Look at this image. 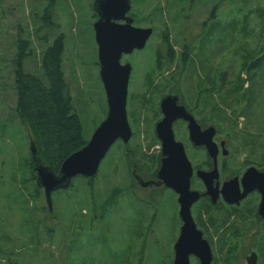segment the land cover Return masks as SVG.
<instances>
[{
	"label": "rangeland",
	"instance_id": "rangeland-1",
	"mask_svg": "<svg viewBox=\"0 0 264 264\" xmlns=\"http://www.w3.org/2000/svg\"><path fill=\"white\" fill-rule=\"evenodd\" d=\"M94 1L0 0V56L6 60L0 59V226H7L13 240L0 255V264L173 262L180 227L177 197L163 187H142L133 178L131 155L125 154L122 140L113 144L90 184L88 178L78 176L72 186L54 191L52 210L47 205L43 188L32 200V207L31 204L22 206L28 192L20 190L21 180L31 174L32 156L29 131L17 114L14 66L10 61L18 51L17 40L27 39L32 30L40 36L38 39L34 34L31 36L32 53L25 58L24 65L27 72L45 78L41 67L43 54L58 36L63 35L64 77L82 121L83 136L90 139L105 118L107 106L95 40ZM214 7L218 14L212 17ZM133 12L141 26L154 28L147 47L127 58L134 66L127 102L133 130L127 145L139 149L134 160L145 167V172L159 168L156 158L161 149L155 134V124L160 118L158 98L173 85L170 81H158L154 75L156 49L163 54L166 52L165 32L168 30L180 55L183 44L198 42L199 36L217 18L228 22L232 17L241 24V30L228 47L205 50L202 65L200 60L192 65L178 59L172 68L175 66L173 71L182 72L185 84L180 90L191 104L196 103L197 94L192 84L198 72H210L211 77L227 72L228 80L222 90L220 84L212 89L208 78L204 79L209 87L204 94L213 96L209 99L212 106L209 115L218 124L220 136H229L234 142L236 136L241 135L259 150V157L264 158V59L258 69L253 65L264 56V0H137ZM250 75L254 80L253 89L250 93H242L241 82L248 80ZM248 95L255 98V102L246 112ZM242 111H245L243 116ZM178 130L180 138L184 139L183 125ZM195 156L199 160L204 158L201 151H195ZM13 186L12 194H8L7 190L11 191ZM115 189L122 190V194L104 207L102 200ZM217 191L216 188L214 194ZM95 198L100 200L96 204L92 203ZM150 204L156 209L152 210ZM143 209L147 211L144 214ZM226 242L228 250L222 253L216 242V264H244V254L251 249L258 250L259 264H264V246L253 247L256 239H227ZM231 258H235V263H230ZM191 264H197L196 259L191 258Z\"/></svg>",
	"mask_w": 264,
	"mask_h": 264
},
{
	"label": "water",
	"instance_id": "water-1",
	"mask_svg": "<svg viewBox=\"0 0 264 264\" xmlns=\"http://www.w3.org/2000/svg\"><path fill=\"white\" fill-rule=\"evenodd\" d=\"M93 6L99 16L94 23V30L95 40L98 44L100 76L106 92L108 111L88 142L64 160L58 173L43 164L35 142H30L32 167L37 175L36 182L39 187L44 189L50 210H52L54 191L70 186L73 178L78 175L94 177L113 144L119 139L127 144L133 135L127 112L132 66L129 62L122 63L121 59L124 53H130L134 49H143L153 34V28L133 24V17L128 15L131 10V0H95ZM118 20L125 22L121 23ZM161 108L164 116L156 123L155 127L157 137L161 141L162 152L157 179L146 181L137 173L134 155H131L132 173L141 186L163 185L178 194L179 215L183 224L174 246L173 264H191V256H195L199 260V264H213L214 256L211 244L203 236L202 230L198 228L192 213L194 203L201 196L210 194L207 190L201 194L191 188L193 166L186 154L183 142L175 137L173 122L177 119L188 121L191 139L205 144L210 152L215 146L212 142L215 129L209 127L202 130L186 106L179 104V96L176 92H170L163 97ZM197 175L206 186L213 188V195L210 196L215 202L218 194H214V190L218 187V183L216 187L214 186V179L218 178L217 164L210 171L198 170ZM250 176L253 175L249 171L244 177V179L247 178L245 192L242 193L235 179L223 184L221 192L227 202H238L249 190L254 188L250 182ZM260 188L264 192V184ZM247 262L248 264H257L256 253L253 252L247 258Z\"/></svg>",
	"mask_w": 264,
	"mask_h": 264
},
{
	"label": "trees",
	"instance_id": "trees-1",
	"mask_svg": "<svg viewBox=\"0 0 264 264\" xmlns=\"http://www.w3.org/2000/svg\"><path fill=\"white\" fill-rule=\"evenodd\" d=\"M133 1V9L136 5L137 0ZM145 1V0H142ZM149 1V0H148ZM237 1V0H232ZM242 1V0H241ZM247 6V5H246ZM50 7L48 8V10ZM239 9V8H237ZM51 13V10L49 11ZM162 14V11L160 12ZM218 14V9L214 7L212 9V17ZM50 15V14H49ZM41 18V17H40ZM163 20V15L161 17ZM41 23V22H40ZM137 24L141 25V21L137 19ZM241 24L235 18H231L224 22L221 18H217L213 23L208 26L203 35L199 36V41L196 43L185 42L184 48H180L181 54L179 55L178 51L175 50L174 45L172 43V37L168 34V30L165 32L167 36H165L163 42L166 49V52L163 54L161 51L157 53V60L159 63V68L162 72L172 70V66L176 64L178 59L183 60L184 64H192L197 60H200V64L202 65V55L205 50L213 49L212 47H228L230 45V40L235 41V36L238 32H240L239 27ZM35 38H40V36L36 35V32L29 33L27 39L19 38L17 40L18 51L15 54L14 58L10 61L14 66V78L15 85L17 90V114L20 121L24 124V126L29 131L30 140L34 141L36 147L38 149V153L42 159L43 164L52 168L56 173L59 172L64 160L71 155L73 152L82 148L87 142L88 139H85L82 132V121L78 111L75 109L72 101V97L69 91L68 84L64 77L63 72V55H64V37L63 35L58 36L54 42L45 50L43 57L41 59V67L45 72V78H42L33 73L27 72L25 69L24 61L27 56L32 53V45H31V36ZM194 42V41H193ZM187 48V51L185 50ZM160 50V49H159ZM188 53H186L185 51ZM221 50V49H220ZM1 51V50H0ZM218 52V50H216ZM2 54V53H0ZM192 54V55H191ZM214 55L216 52L214 51ZM0 59H3V56H0ZM264 59V56L259 58L256 63L253 65L256 69L259 68V65ZM6 62L5 59H3ZM259 62V63H258ZM162 65H161V64ZM264 64V62H262ZM162 66V67H161ZM196 65L193 67L195 68ZM198 72V71H195ZM205 77L208 78V84L212 89H215L218 84H220V90H222L224 84L227 82V72L219 75L211 77L210 72L200 71L196 76L193 77V88L195 93L197 94L196 103L191 104L187 97H185L180 90L179 87L175 89L178 91L180 95V99L183 104L187 107L191 108L193 112H197L196 110L200 108L203 113L204 106L207 105V108H211L212 106L209 103V99L213 98L212 94H204L207 90V83L204 80ZM172 78H174L172 76ZM164 81H170L168 77L165 76ZM253 78L249 77L248 80H242L241 82V90L243 92L250 91L253 89ZM246 83H248L246 85ZM173 86V85H172ZM170 86L171 89L174 90V87ZM210 88V89H211ZM218 90L220 93L221 91ZM254 94V93H253ZM209 96H211L209 98ZM159 101V98H158ZM255 102V98H249V95L246 96V107L244 110L246 111L250 105ZM108 111V105L106 106V114ZM245 111L241 112V116L245 114ZM159 112V109H158ZM247 112V111H246ZM106 116V115H105ZM198 116V115H197ZM211 117H204L201 120L202 123L206 124L205 119L210 120ZM137 134L134 132V136ZM249 143V142H248ZM251 144V143H249ZM126 148V155L128 152H134L138 154L136 151L138 147L130 148L129 145H124ZM252 146V145H251ZM129 150V151H128ZM252 151L259 153V150L254 149L252 146ZM130 156V155H128ZM136 157V155H134ZM16 160L13 161V165L16 166ZM137 165L139 164L136 162ZM160 163V155L156 158V164ZM158 167V166H157ZM143 165H138V172L144 178L154 179L156 177V170L152 172H145L143 169ZM29 169L31 174L29 177L24 178L22 183V188L20 190L25 193L28 192V195L25 196L23 207H28L31 204L34 197L40 194L41 188H39L36 184L37 175L32 169V164L30 161ZM149 175V176H147ZM17 177V172L14 174V178ZM90 184L92 180L87 179ZM93 185V183L91 184ZM72 186V185H71ZM14 186L11 187V191H8V194H12L14 190ZM0 188V193H1ZM122 192V190H121ZM120 190L115 189L110 195L103 199L102 204L104 207L107 206L110 201L116 199V196L121 193ZM122 194V193H121ZM153 199V198H152ZM38 199H36L37 201ZM100 200L97 198L92 199V203H98ZM153 201V200H152ZM153 203V202H152ZM12 208V206L10 207ZM210 203L209 201H202L199 204L198 209V217L202 218L206 213L210 212ZM212 221V220H211ZM39 224V223H38ZM39 230V229H38ZM223 235L219 238L221 240ZM212 240V239H211ZM218 241L220 244V249H222V243ZM225 241V239H224ZM13 242L11 239L10 233L8 231L7 226H0V255L6 252L7 244ZM19 246V245H16ZM12 253V251H11ZM229 257L231 255L229 254ZM235 258H231L234 260ZM216 264V263H215Z\"/></svg>",
	"mask_w": 264,
	"mask_h": 264
},
{
	"label": "flooded vegetation",
	"instance_id": "flooded-vegetation-1",
	"mask_svg": "<svg viewBox=\"0 0 264 264\" xmlns=\"http://www.w3.org/2000/svg\"><path fill=\"white\" fill-rule=\"evenodd\" d=\"M130 15L134 19V24L139 25L137 24V17L135 16V13L132 12ZM95 16H96L95 20H98L99 16L97 13L95 14ZM118 21L122 23L125 22L124 20H118ZM182 48H184V46L181 47V49ZM141 50L134 49L132 52L124 53L122 55L121 62L122 63L129 62L132 66L131 74L134 72L133 71L134 66L132 62L129 61L127 58L133 55L135 52H138ZM185 50L187 51V48H185ZM159 51H160L159 48H157L155 51L156 54L154 56V60L156 63V68H154L155 70L154 75L156 76V79L158 81L164 80L166 76L169 78L170 82H173V86H177L181 88L185 84V82L183 80L182 72L173 71L175 69V66L171 68L172 69L171 71H166L165 73L164 72L161 73V70L159 68V63L157 60L158 58L157 53ZM98 64L100 68V63ZM172 76L174 78H172ZM167 90L168 92L159 96L158 104H159L160 118L158 119V121L162 119V117L164 116V114L162 113V108H161V100L163 99V97L170 92H176L178 94V91H176L175 89L173 90L170 87H168ZM178 96H179V104H183L180 99L179 94ZM204 107L205 108L203 110V113L201 114L200 112L202 110L200 108L196 110L197 112H193L191 108L186 106L188 112H190L191 115L194 116L198 124L201 126L202 130L208 129L209 127H213L215 129L212 135V142L215 144L216 147L214 146L211 152L209 151L208 147L205 144H200L198 143V141H194L191 139L190 130L188 127V124H189L188 121L184 119H177L173 122V130H174L175 137L177 140L183 142L185 150H186V154L188 155L192 163V166H193L194 171L191 177V188L192 189L199 191L201 194L206 192L207 186L204 183V181L197 175V171L200 169L210 171L214 169L216 164L218 166V178L214 179L215 187H216V184L218 183L217 200L213 202L212 197L208 194L201 196V198L197 200L192 206V213H193L195 222L198 228L202 230L203 236L207 238L208 241L210 242L212 250H213V256H214V251L216 250L215 245L217 246L216 242L220 240L219 238L221 237V235H223V238H221L220 240V242L222 243V249H219L221 253L228 250L226 249V245L228 243L226 242L227 239H230L231 241L238 240V239L242 241H244V239H256L257 242L255 245H253V247H258L256 249H259L261 246H264V210H263L264 206L262 207V203L264 202V192L260 188L264 184V175H263L264 174V158L259 157V155L261 154L256 153L255 151H252V146L251 144L248 143L245 137L241 135L236 136V138L234 139V142H232L229 136L228 137L226 135L220 136L221 130L218 124L215 123L214 119L212 118H210V120L205 119L204 121L206 122V124L202 123L201 120L204 119V117H207V116L210 117L209 112L212 111L211 110L212 107L207 108L208 107L207 105H205ZM158 121H156V123ZM180 125H183L184 131H185L184 139L180 138L181 135H180V132H178L179 131L178 127ZM155 134H156V131H155ZM157 139L160 143V149H161V141L158 137ZM233 143L236 145H234ZM195 151H201V155H203L204 158L202 160L197 159L195 156ZM128 155H138V154H135L134 152L129 151ZM157 155H160V163H159V167H160L161 155H162L161 150ZM212 155H216V156L214 157ZM158 169L156 170V177L154 179L157 178ZM249 171L253 175V176H250V182L252 186H254V188L249 190V192L243 198H241L238 202H234V203L227 202L224 198L223 193L221 192V188L223 187V184L226 181L235 179L237 182V186L240 192L242 193L245 189V184H246L245 181L247 178L246 177L244 179V177L246 173ZM158 187H163L167 190H171L175 194V196L178 197V194H176L175 191L172 190L171 188H167L163 185L158 186ZM202 201H209L210 212L209 213L205 212V215L202 218H197L199 204H201ZM150 207H152V210L156 209V206H154L153 204H150ZM145 211L146 210L143 209V214ZM155 214L156 212L153 211L154 217H155ZM179 221H180V227H179V235H180L181 227L183 224L180 215H179ZM257 251L252 250V249L250 251L248 250L247 253L249 254L245 253L243 257L244 264H248L247 258L253 252L256 253L257 264H259L260 255L258 254L259 252ZM174 254H175V249H174ZM191 258L196 259L197 264H199V260L195 256H191ZM214 260L215 259L213 257V264H215ZM229 261L230 263H235L234 260H229Z\"/></svg>",
	"mask_w": 264,
	"mask_h": 264
},
{
	"label": "bare ground",
	"instance_id": "bare-ground-1",
	"mask_svg": "<svg viewBox=\"0 0 264 264\" xmlns=\"http://www.w3.org/2000/svg\"><path fill=\"white\" fill-rule=\"evenodd\" d=\"M212 189L213 188H211V187H208V185H207V192L210 194V195H213V193H212ZM245 190V189H244ZM245 192V191H244Z\"/></svg>",
	"mask_w": 264,
	"mask_h": 264
}]
</instances>
